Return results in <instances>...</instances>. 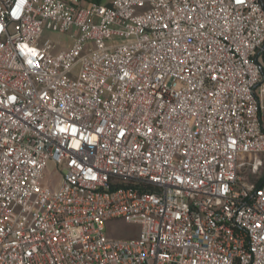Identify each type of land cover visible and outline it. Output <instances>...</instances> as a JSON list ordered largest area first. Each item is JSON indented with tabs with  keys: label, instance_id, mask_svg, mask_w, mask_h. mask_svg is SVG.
I'll return each mask as SVG.
<instances>
[{
	"label": "built area",
	"instance_id": "1",
	"mask_svg": "<svg viewBox=\"0 0 264 264\" xmlns=\"http://www.w3.org/2000/svg\"><path fill=\"white\" fill-rule=\"evenodd\" d=\"M0 264H264V0H0Z\"/></svg>",
	"mask_w": 264,
	"mask_h": 264
},
{
	"label": "rangeland",
	"instance_id": "2",
	"mask_svg": "<svg viewBox=\"0 0 264 264\" xmlns=\"http://www.w3.org/2000/svg\"><path fill=\"white\" fill-rule=\"evenodd\" d=\"M103 2L104 1L102 0V3ZM45 40L54 42L57 48H65L71 43V38L69 37V34L51 31H44L42 33L41 41ZM53 169V164L49 163L45 171L44 181L46 182V180H49L47 184L50 185V187L58 188L61 181L60 179L58 181L50 182L52 178L49 176V174L53 171ZM106 232L114 237H133L137 233V227L133 224L124 221L113 220L107 223Z\"/></svg>",
	"mask_w": 264,
	"mask_h": 264
},
{
	"label": "crops",
	"instance_id": "3",
	"mask_svg": "<svg viewBox=\"0 0 264 264\" xmlns=\"http://www.w3.org/2000/svg\"><path fill=\"white\" fill-rule=\"evenodd\" d=\"M82 2H99L101 4H108L110 0H103L104 2L102 3V0H81Z\"/></svg>",
	"mask_w": 264,
	"mask_h": 264
}]
</instances>
